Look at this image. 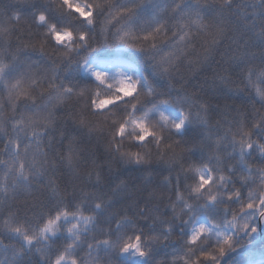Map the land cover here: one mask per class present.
Returning <instances> with one entry per match:
<instances>
[{"label": "snow or ice", "instance_id": "6c2138e0", "mask_svg": "<svg viewBox=\"0 0 264 264\" xmlns=\"http://www.w3.org/2000/svg\"><path fill=\"white\" fill-rule=\"evenodd\" d=\"M235 3L60 0L57 6L56 0H0V92L9 109L5 115L0 106L5 194L10 174L15 190L42 180L45 165L55 170L48 152L72 166L71 147L66 155L56 154L69 138L61 124L67 119L89 141H103L109 173L112 162L148 173L146 180L131 177L115 186L108 174L101 183L103 168L92 160L86 175H95L98 195L50 206L47 218L41 214L29 227L21 226L20 209L9 208L2 233L18 239L19 248L0 240L4 253L11 249L0 264H32L22 257L41 243L47 251L35 248L38 264H101L103 258L106 264H225L264 232V113L254 106L264 109V0L233 8ZM203 13L213 16L211 23ZM14 35L16 54L8 50ZM207 36L210 41L202 39ZM198 39L205 56L197 63H206L220 44L228 47L211 70L212 87L190 92L180 68L185 60L191 65ZM29 89H40L43 103ZM245 92L254 102L251 119L236 109L229 120L212 103L225 93ZM90 154L85 143L80 156L86 164ZM164 172L159 194L149 190L153 174ZM88 200L95 215L82 214ZM70 220L76 223L64 239L71 242L61 251L48 242ZM244 261L264 264V252L246 251L227 264Z\"/></svg>", "mask_w": 264, "mask_h": 264}, {"label": "trees", "instance_id": "16d2710c", "mask_svg": "<svg viewBox=\"0 0 264 264\" xmlns=\"http://www.w3.org/2000/svg\"><path fill=\"white\" fill-rule=\"evenodd\" d=\"M193 2H196V0H193ZM201 4H208V5H215L220 2V0H199ZM240 3H247L249 5L256 3H259V0H236V3L233 4V8L236 7V4ZM60 0H56V5L59 6ZM248 13L252 12L251 8L246 9ZM215 12V10H214ZM205 16V21L208 23L212 22L213 16L208 15L207 13H203ZM25 31L27 29H24ZM33 31H36V29L33 27ZM41 31H43L41 29ZM202 39L211 40L210 36L202 37ZM12 45L11 48L8 50L12 52L13 54H16L17 52V41L16 36L14 35L11 38ZM6 47V46H5ZM228 47V43L225 42L223 44H220L216 49L211 50L208 60L206 63H197V60H203L205 56V48L201 47L200 40L198 39L196 42V53L191 55L188 59L192 61L191 65H189L188 61L185 60L184 63L181 65L180 68V75L182 76V83H185V85L188 87V90L190 92L198 91L200 88H206L209 89L212 87V69H215L217 62L220 61L221 57L225 54V51ZM234 47V46H233ZM254 51L256 49H253ZM39 53H35L32 56V59H38ZM23 59V57H21ZM42 67H46V65L42 64ZM35 71V70H34ZM207 80V83L205 81ZM46 88V85L44 86ZM230 87H235V85H230ZM241 87H243L241 85ZM30 94L37 97L38 103H43V101L40 100L39 92L40 89H36L35 91L30 90ZM249 93L245 92L243 94V97L240 96L239 93L236 94H228L225 93L223 96H220L217 99H213L212 103L214 105H219L221 112H227L228 116L227 118L229 120L233 119L237 116L236 109L241 110V112L247 116L249 119H251L253 115V101L248 99ZM7 97L6 94L3 92H0V106L4 107V114L7 115L9 113V109L7 108L5 101ZM47 97H45V100ZM230 106L229 108H225V106ZM254 106L256 109H260L261 113H264V109L261 108V105L259 103H254ZM69 110H66L64 115L67 116ZM57 117L60 116V113H56ZM241 118H244V116H241ZM216 119H218V116L216 114H213L212 121L214 122ZM61 124L63 127L68 129L69 132V138L63 141V148H61L59 145H57L56 148V154L57 155H66L68 153L69 147L72 148V150L76 153V159L73 161V164L71 167L67 165V163H62L60 160L56 159V157L53 155L52 152H48V159L53 160L56 164V169L54 170L51 167H48L45 165V171L43 174V179L40 178L31 179L27 184L19 185L15 190L12 186V180L15 178L13 175H9L8 177V183H7V193L2 190L4 187V170L0 169V240H3L4 245H9L12 243L16 244V247L19 248V240H10L8 235H4L2 233V226L4 224V221L6 218H8V209L11 208L13 212H16L17 209H20L19 211V220L22 227H29V226H35L37 223V218L43 214L45 218H47L49 214V209L51 207H55L56 205H59L61 208H63L64 203L67 202L68 199H75L76 203H80L81 201H84L85 196L89 193H96L99 194L98 188H93V184H95L96 177L93 175L91 179H89L86 175L88 171H92V165L91 161L95 160L96 164L98 166H101L103 168V171L101 173L102 179L101 183H103V176L111 174L114 177V186L115 184H120L122 181H128L131 177L135 178H141L143 177L145 180L148 177V173L144 172L142 169H139L135 166L129 165L127 163L124 164H118L115 162L111 163V173H109L107 161H109V157L107 153L104 150V143L103 141H97L96 138H92L89 141V138L81 133H77L73 131L75 125L72 122V119H67L66 121H61ZM83 139L84 143H75L74 141ZM85 143H90L91 145V153L89 156V160L87 164L85 161L81 158L80 152L84 149ZM0 148H2V145H0ZM41 148L44 151H48L46 145H41ZM138 149L132 148V151H137ZM209 151H214V149H206V154ZM5 159L7 157H4ZM38 159H41V157H38ZM155 167V165H153ZM96 171H100V167H97L95 169ZM168 175L167 172H164L163 175L157 176L153 174L152 176V182L148 185L149 190L155 189L157 194L160 192V188L158 187V184L160 181L163 180V177ZM173 175L175 173L173 172ZM53 182L54 186L56 187V192L54 193L52 191V187L50 186L49 182ZM144 195H147V192L144 193ZM167 195V193H165ZM63 201V203H62ZM96 203H99V200H95ZM93 203V200H88L82 214L85 216L95 215L91 211V205ZM168 201L165 200L163 204L160 205L161 213L164 211V205L167 204ZM69 212H75V207H69ZM55 214L54 211L52 213ZM157 215H160V213H157ZM76 223V221L70 220V222L63 223L60 231L57 232L56 237H52L51 240H49V244H52L53 241L55 243L53 244V247L61 246V251L63 250V246H66L67 243H70V240H65L64 237L67 236L66 229L71 227L72 224ZM16 225L13 224V227ZM29 234H32L31 232ZM259 235V234H258ZM257 235V236H258ZM257 236L254 238V240L257 238ZM98 238H103L99 237ZM27 248L28 246L25 245ZM35 248L43 249L44 251H47L46 245L41 243L35 245ZM35 248L31 252H26L22 259L23 260H31L32 264H38L40 261L41 253H38L35 251ZM264 249V240L262 243L255 249L249 250V251H259ZM83 255V253H81ZM103 255V254H102ZM11 256V249L7 253H4L2 250V246H0V260H4L5 258H10ZM242 255H238L235 257V259L239 260L241 259ZM162 258V257H161ZM53 259L55 257L53 256ZM171 257H169V260ZM233 259V258H232ZM231 259V260H232ZM101 264H106V258H103L101 260ZM243 264H245L243 262Z\"/></svg>", "mask_w": 264, "mask_h": 264}, {"label": "water", "instance_id": "95a60500", "mask_svg": "<svg viewBox=\"0 0 264 264\" xmlns=\"http://www.w3.org/2000/svg\"><path fill=\"white\" fill-rule=\"evenodd\" d=\"M263 238H264V232H261L259 238L256 241H254L251 245H249L243 249H238L236 253L230 254L228 257H226L225 258V264L227 263L228 260H230L232 257L238 255L239 253H242L243 251H246L248 249H252V248L258 246L261 243V241L263 240Z\"/></svg>", "mask_w": 264, "mask_h": 264}, {"label": "rangeland", "instance_id": "374dc122", "mask_svg": "<svg viewBox=\"0 0 264 264\" xmlns=\"http://www.w3.org/2000/svg\"><path fill=\"white\" fill-rule=\"evenodd\" d=\"M256 253H259V252H264V249L263 250H259V251H255ZM242 256H243V254H242ZM251 258V257H250ZM256 259H259V256L257 255L256 256ZM244 263H246L247 264V262L246 261H244Z\"/></svg>", "mask_w": 264, "mask_h": 264}]
</instances>
